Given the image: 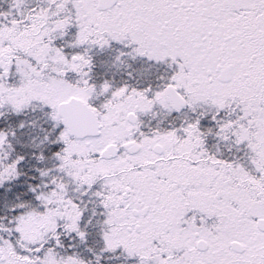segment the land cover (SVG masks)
Here are the masks:
<instances>
[{
  "label": "snow or ice",
  "instance_id": "snow-or-ice-1",
  "mask_svg": "<svg viewBox=\"0 0 264 264\" xmlns=\"http://www.w3.org/2000/svg\"><path fill=\"white\" fill-rule=\"evenodd\" d=\"M0 264H264V0H0Z\"/></svg>",
  "mask_w": 264,
  "mask_h": 264
}]
</instances>
